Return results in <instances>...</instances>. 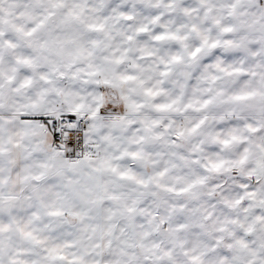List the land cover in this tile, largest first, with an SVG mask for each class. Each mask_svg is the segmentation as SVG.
Returning a JSON list of instances; mask_svg holds the SVG:
<instances>
[{
    "label": "rangeland",
    "instance_id": "obj_1",
    "mask_svg": "<svg viewBox=\"0 0 264 264\" xmlns=\"http://www.w3.org/2000/svg\"><path fill=\"white\" fill-rule=\"evenodd\" d=\"M115 58L117 68L105 63ZM136 63L154 69L138 72ZM169 63L176 68L171 73L175 80L181 76L186 96L184 131L156 129L150 136L154 152L137 177L148 183L152 196L116 202L103 246L107 264H147L146 259L163 264L166 244L175 245L164 238L163 229L167 210L180 206L169 197L178 186V171L186 177L189 198L183 203L192 215L184 247L173 248L174 262L219 264L231 254L223 244L211 245L235 235L232 231L244 216L227 209L235 201L226 199L223 180L236 177L217 174L240 171L257 182L264 142L257 127L243 119L197 116L198 105L206 96L215 109L239 93L264 100V0H0V96L12 90L11 103L30 114L58 103L59 93L68 98L73 83L83 78L95 83L104 67L122 68L134 74L137 84L162 91L173 79L166 73ZM39 129L48 137L47 125ZM76 139L65 147L79 144L80 137ZM208 181H218L213 193ZM258 188V182L251 186L252 196ZM137 226L143 229V240L134 230ZM195 226L202 231V245L194 237Z\"/></svg>",
    "mask_w": 264,
    "mask_h": 264
},
{
    "label": "crops",
    "instance_id": "obj_2",
    "mask_svg": "<svg viewBox=\"0 0 264 264\" xmlns=\"http://www.w3.org/2000/svg\"><path fill=\"white\" fill-rule=\"evenodd\" d=\"M112 62L115 66L119 60L105 61ZM135 67L138 72L154 69L150 65L142 68L139 63ZM106 68L101 69L95 83L86 78L73 83L68 98L59 93L58 103L42 106L35 114L11 103L12 90L0 96V264H107L103 246L110 235L109 216L116 202L152 196L148 183L140 182L137 176L152 157L155 144L150 136L156 129L184 131L187 110L181 76L175 80L171 73L176 68L169 63L166 73L173 79L160 91L149 83L137 84L134 74L122 68ZM228 77L236 80L233 74ZM174 87L177 92L171 90ZM235 96L226 97L224 105L215 109L205 96L197 116L243 119L251 128L257 127L264 142V100L243 98L241 93ZM237 102L242 107L236 106ZM79 114L87 116L88 130L69 153L61 154L55 147L50 130L48 137L41 136L39 127L47 123L38 124V118ZM175 180L178 186L169 197L178 200L180 206L167 210L163 229L164 238L175 245L166 244L165 255L160 257L163 264H176L173 248L184 247L191 222L188 216L192 209L183 203L189 198L186 177L178 171ZM223 182L228 191L226 199L235 201V206H227L228 211L244 217L232 231L235 235L221 237L211 245L232 249L225 258L227 262L223 259L219 264H264V143L255 196L250 189L256 181L235 178ZM208 183L213 193L218 181ZM251 196L256 209L251 207ZM252 215L257 218L255 223ZM194 222L196 225L197 219ZM196 227L194 237L201 244L202 231ZM134 230L143 240L139 234L143 229L137 226ZM154 230L152 226V239ZM157 259L153 257L152 262ZM146 261L151 263L150 259Z\"/></svg>",
    "mask_w": 264,
    "mask_h": 264
},
{
    "label": "built area",
    "instance_id": "obj_3",
    "mask_svg": "<svg viewBox=\"0 0 264 264\" xmlns=\"http://www.w3.org/2000/svg\"><path fill=\"white\" fill-rule=\"evenodd\" d=\"M72 123H68V121ZM38 124L47 123L54 139V143L65 147L69 140L76 142V138L81 137L87 131L88 118L84 115L66 116L56 115L52 117H40ZM70 130V131H69ZM72 145H75L72 143Z\"/></svg>",
    "mask_w": 264,
    "mask_h": 264
},
{
    "label": "water",
    "instance_id": "obj_4",
    "mask_svg": "<svg viewBox=\"0 0 264 264\" xmlns=\"http://www.w3.org/2000/svg\"><path fill=\"white\" fill-rule=\"evenodd\" d=\"M56 148L60 150V153H61V154L69 153V152L72 150V146H67V147L64 148L63 146H59V145H57ZM227 174H228V175H227ZM227 174H224V173H218V174H217V177L225 176V177L232 178V177L236 176L235 174H232V173H227Z\"/></svg>",
    "mask_w": 264,
    "mask_h": 264
},
{
    "label": "trees",
    "instance_id": "obj_5",
    "mask_svg": "<svg viewBox=\"0 0 264 264\" xmlns=\"http://www.w3.org/2000/svg\"><path fill=\"white\" fill-rule=\"evenodd\" d=\"M227 173L235 174L236 176H234V177H236V178H241V179L246 180V181H248V182H253L252 179H251V177H249V176L243 174V173L240 172V171H233V172H227Z\"/></svg>",
    "mask_w": 264,
    "mask_h": 264
},
{
    "label": "snow or ice",
    "instance_id": "obj_6",
    "mask_svg": "<svg viewBox=\"0 0 264 264\" xmlns=\"http://www.w3.org/2000/svg\"><path fill=\"white\" fill-rule=\"evenodd\" d=\"M68 123H70V124H71V123H72V121L70 120V121H68ZM69 131H70V130H69Z\"/></svg>",
    "mask_w": 264,
    "mask_h": 264
},
{
    "label": "bare ground",
    "instance_id": "obj_7",
    "mask_svg": "<svg viewBox=\"0 0 264 264\" xmlns=\"http://www.w3.org/2000/svg\"><path fill=\"white\" fill-rule=\"evenodd\" d=\"M65 148V147H64Z\"/></svg>",
    "mask_w": 264,
    "mask_h": 264
}]
</instances>
